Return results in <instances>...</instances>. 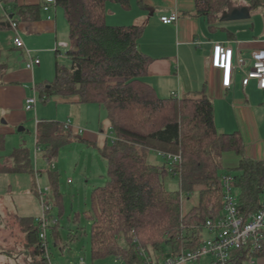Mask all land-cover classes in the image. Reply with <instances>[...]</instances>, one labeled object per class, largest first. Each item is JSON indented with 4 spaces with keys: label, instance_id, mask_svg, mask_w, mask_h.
I'll return each mask as SVG.
<instances>
[{
    "label": "trees",
    "instance_id": "trees-1",
    "mask_svg": "<svg viewBox=\"0 0 264 264\" xmlns=\"http://www.w3.org/2000/svg\"><path fill=\"white\" fill-rule=\"evenodd\" d=\"M107 1L130 7V0H55L68 24V63L59 64L56 59L54 79L39 85L38 91L42 100L75 96L81 103H97L106 111L113 137L100 151L106 161V182L90 194V253L93 260L115 256L122 264H139L138 245L159 259L166 253L175 255L202 244L206 221L223 214L224 173L233 176L239 213L247 217L257 212L264 193V160L245 155L238 131L217 130L213 104L203 91L183 98L156 94L146 80L151 59L138 47L143 26L108 24ZM194 1L196 14L209 27L217 24L228 2ZM1 2L10 8L9 16L25 20L40 17L39 3ZM246 2L250 8L263 5V0ZM68 138L66 127L58 121L37 123L36 145L48 160L56 158ZM3 146L4 137L0 135V154ZM152 152L161 158L160 163L149 160ZM229 152L238 156L234 174L223 172V158ZM168 154H180V162L169 164ZM3 172H35L25 146L15 148L10 160L0 162ZM167 174L177 175L179 190L165 187L163 178ZM48 188L57 198L54 204L59 209L50 226L58 244L62 195L57 172H49ZM36 193L39 198V191ZM18 220L27 234L24 254L28 263L36 264L37 259L44 263L38 247L37 219ZM260 256H264V232L258 247L253 249L249 243L232 249L230 263Z\"/></svg>",
    "mask_w": 264,
    "mask_h": 264
},
{
    "label": "crops",
    "instance_id": "crops-1",
    "mask_svg": "<svg viewBox=\"0 0 264 264\" xmlns=\"http://www.w3.org/2000/svg\"><path fill=\"white\" fill-rule=\"evenodd\" d=\"M228 1L219 13L214 27H209L207 21L196 14L194 0H130L128 9L118 3L107 1L105 20L113 25L141 24L143 26L138 47L151 59L147 66L146 80L159 97H168L173 94L177 98H183L195 96L203 91L213 104L214 123L217 130L222 133L238 131L242 136L247 157L264 160V89L258 87L256 80H251L246 86L242 84L244 72L251 68L252 51L264 47L262 9L264 0L263 5L258 8H250L246 0ZM14 3L18 5L39 3L42 9L40 17L34 20L10 15L18 20V32L24 43V47L20 48L13 44V33L6 19L10 8L0 3V135L4 137L3 150L5 133L8 130L13 131L29 112L24 108L25 98L33 94L39 98L38 86L49 83L48 81L36 83L35 69L39 67L41 69L45 60L52 61V53L57 59L55 45L58 41H66L68 31L63 10L55 3L47 4V9H44L45 0H14ZM229 5L249 7V17L238 20L223 18V12ZM171 14L177 15L174 22L165 24L160 20L161 16ZM227 41L234 55H239L244 60V65L241 69H234L230 87L224 88L221 70L209 64V57L213 42ZM31 45L39 46L31 49L29 48ZM30 57L40 60V64L32 70L25 67V62ZM52 98L69 106V111L74 113L73 119L67 118L66 121L59 122L61 125L69 124L66 128L69 138L66 141L91 146L101 156L100 151L109 143L108 136L111 131V123L103 106L97 103H81L75 96L70 98L53 96ZM37 104L38 99L35 109L32 110L35 112V145L37 123L48 121L36 115ZM93 110H95L94 115L97 114V121L91 120L90 113H93ZM4 118L8 124H11L10 127L6 128L3 124ZM12 125L15 128L11 127ZM111 134L112 139L113 133ZM19 146H25V143L17 144L12 152ZM28 151L30 152L29 149ZM12 152L6 157L1 154L0 162L10 160ZM58 152L59 149L56 156ZM43 153L44 151L41 150L42 155ZM228 157V153L225 154L223 161L224 159L226 161ZM149 160L153 161L151 156ZM224 164L225 162L223 166H227ZM45 172L44 174L42 171V174L46 179L45 187H48L49 173ZM12 174L13 172H3L0 173V178L1 176L7 178ZM33 182L34 180L30 187L26 188L28 190L25 189L26 194H36ZM49 199L54 208L57 198L54 197L51 189ZM15 200V198L5 199L0 193V253L4 252L9 255L8 257L27 249V234L18 219L30 218L36 221L40 213L38 210L35 214H20L21 207L26 213H31L33 209L27 207L28 202L16 203ZM204 233H207L205 238L214 235L207 230L202 231L203 236ZM244 259H247L248 264H264V256L252 258V262L248 258L234 259L233 262L241 264ZM211 260V256L205 258V261L201 258L195 264H210Z\"/></svg>",
    "mask_w": 264,
    "mask_h": 264
},
{
    "label": "rangeland",
    "instance_id": "rangeland-1",
    "mask_svg": "<svg viewBox=\"0 0 264 264\" xmlns=\"http://www.w3.org/2000/svg\"><path fill=\"white\" fill-rule=\"evenodd\" d=\"M59 11H61L60 8ZM65 39L68 41V31L66 32ZM37 46L39 45H31L29 48H36ZM65 50L66 48H61L60 51L65 53ZM51 57L52 61L47 60L49 62H46L45 60L41 69L40 67L35 69L36 83H41L43 81L51 82L54 79L55 54L52 53ZM57 60L59 64L68 63L67 58L63 57V54L61 57L57 56ZM39 98H37L38 112L36 114L38 118H45L48 121L54 120L58 122H64L67 118L73 119L74 113L69 111V106L66 104L60 103L52 97L43 101ZM94 113L95 110H93V113H90L91 120L93 121L96 119L97 121V114L94 115ZM4 122L3 124L6 128L10 127L11 124H8L5 118ZM11 127H13V125ZM19 128H21V130H18ZM111 136L112 134L110 131L108 136L109 143L112 140ZM72 142L66 141L61 144L58 156L53 159V162L47 161L41 154V148L37 150L35 145V112H27L23 117V121L19 123L13 131L8 130L5 133V148L1 154L3 157L9 156L17 144L25 143V146L30 150L34 168L38 172L37 174L36 172H33L34 174L25 172L13 173L7 178L6 176H1L0 193L5 199L15 198L16 203L20 201H22L23 204L28 202L27 207L29 209L32 207L33 211L31 213H26L22 207L19 210V207L16 206L20 214H35L38 210L40 212L38 195L37 193L35 195L33 193L26 194L24 192L25 189L30 187L32 180H34V188L35 190L37 189V192L39 188L44 189L46 186L45 171H47V173L57 172L59 176V192L62 195V204L59 223L57 225L59 233L58 244L52 233V229H48L49 256L51 263L79 264L80 258L83 257L85 264H120L121 262L115 256H107L102 259L93 260L88 239L92 224V219L87 217V215H90L89 212L91 210L90 194L94 187L100 186L106 182V161L96 152L97 150L91 146ZM228 155L229 157L226 161L224 159L227 166H225L223 172L230 171L234 174L236 173L234 168L237 165L238 156L232 153H228ZM150 156L153 162L160 163L161 158L155 153L152 152ZM42 171L44 174H42ZM67 179H70L72 183H68ZM163 180L168 190L176 191L180 189L177 175L167 174ZM30 204L32 206H30ZM53 210L55 214L58 215V207H54ZM76 215H78L77 218ZM203 237H207V233H204ZM8 256V254L1 252L0 264H29L24 251H20L17 254L14 253L10 257ZM201 258L205 261V258H210V256L205 255ZM36 262V264H48L47 260H44L43 263L40 259H37ZM241 264H248L247 259H244Z\"/></svg>",
    "mask_w": 264,
    "mask_h": 264
},
{
    "label": "built area",
    "instance_id": "built-area-1",
    "mask_svg": "<svg viewBox=\"0 0 264 264\" xmlns=\"http://www.w3.org/2000/svg\"><path fill=\"white\" fill-rule=\"evenodd\" d=\"M1 3V0H0ZM55 3V0H45L44 9H47V4ZM263 18H264V6H263ZM6 19L10 29L12 30V41L16 47H24L23 40L18 32V20L10 17L6 14ZM177 19L176 14L163 15L160 20L169 24ZM68 43L66 41H58L55 45L54 51L58 57L66 58V54L62 53L61 48H67ZM252 64L251 68L244 72L242 77V84L246 86L251 80H256L260 89H264V47L252 51ZM40 64L38 58H29L25 62V67L32 70L35 66ZM209 64L221 70L222 73V85L224 88L230 87L232 83L233 71L236 68H242L244 60L239 56L234 55V51L227 42H213L212 50L209 57ZM173 95V94H172ZM177 97L176 95H173ZM37 102L36 95H31L25 98L24 108L26 111H32L35 109ZM264 109V104H263ZM68 123L64 127H68ZM39 150V148H37ZM169 164L180 162V154H168ZM47 161L53 162V159ZM36 172V171H35ZM223 185V214L216 220H208L204 224L207 231L214 235L209 238H205L202 244L194 250H182L178 254L166 253L161 258L156 259L150 255L146 248L142 245H138L137 252L141 257L139 264H190L197 262L202 256L210 255L212 257V264H231L230 252L234 248L244 247L251 243L253 249L259 246L260 238L264 232V193L260 202V208L257 212L249 214L247 217H243L238 210L237 197L233 192V176L228 173H224L221 176ZM71 180L68 179V183ZM50 189L44 187L39 188V204L40 215L37 217L38 221V247L48 264H53L50 261L49 256V241H48V229L54 222V208L49 199ZM137 242V238H134ZM119 260V258H117ZM252 262V259H250ZM120 261V260H119ZM79 264H85L83 257L80 258ZM122 264V263H120Z\"/></svg>",
    "mask_w": 264,
    "mask_h": 264
},
{
    "label": "water",
    "instance_id": "water-1",
    "mask_svg": "<svg viewBox=\"0 0 264 264\" xmlns=\"http://www.w3.org/2000/svg\"><path fill=\"white\" fill-rule=\"evenodd\" d=\"M249 10H250L249 7L246 6L235 7L229 5L227 10L223 12L222 17L228 20H238V19L248 18ZM18 130H21V128H19Z\"/></svg>",
    "mask_w": 264,
    "mask_h": 264
}]
</instances>
